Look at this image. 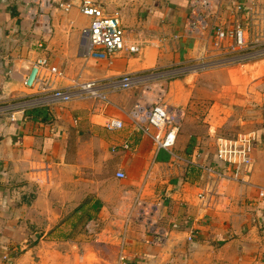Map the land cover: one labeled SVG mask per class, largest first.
<instances>
[{
    "label": "crops",
    "instance_id": "0c3cea01",
    "mask_svg": "<svg viewBox=\"0 0 264 264\" xmlns=\"http://www.w3.org/2000/svg\"><path fill=\"white\" fill-rule=\"evenodd\" d=\"M29 1L0 0V108L38 96L23 83L42 58L61 75L43 72L39 89H65L76 80H108L215 58L212 41L217 29L241 25L251 40L264 36V0H214L207 29L192 36L186 34L192 0H90L106 16L118 14L127 44L141 47L134 55L123 51L97 61L80 55L83 30L91 23L80 13L85 0H54L52 32L47 36L34 33ZM63 3L71 9H61ZM241 69L244 82L263 103L264 60ZM200 73L171 82L166 96L168 106L185 112L175 152L195 165L157 152L148 137L134 130L127 113L138 91L110 94V104L86 100L47 107L46 120L16 112L13 123L10 116L0 115V262L11 255L9 245L19 241L26 264H52L56 253L63 254L56 252L59 248H68V264H75L77 245L85 250L80 260L84 264L90 257L100 264H123L122 258L127 264H264V203L257 193L264 187V137L253 151L250 178L218 181L201 172L198 166L218 165L217 142L224 137L219 136L223 123L208 119L199 125L191 110L195 88L189 81ZM111 118L122 121L124 128L107 130ZM128 142L131 151L123 149ZM43 162L51 166L47 184L36 183L31 175ZM119 172L126 179H118ZM137 198L149 206L162 204L155 229L149 215L140 219ZM97 203L98 213L93 208ZM75 212L95 216L87 227L97 236L95 242L80 243L75 235L65 242L54 239L75 232L69 218ZM98 217L105 225L99 226ZM34 233L40 242L31 250L28 237ZM100 247L117 250V259L103 258Z\"/></svg>",
    "mask_w": 264,
    "mask_h": 264
},
{
    "label": "built area",
    "instance_id": "2783aa9c",
    "mask_svg": "<svg viewBox=\"0 0 264 264\" xmlns=\"http://www.w3.org/2000/svg\"><path fill=\"white\" fill-rule=\"evenodd\" d=\"M214 0H192L191 22L186 30L188 36L205 31L206 18L213 14ZM29 16L35 34L47 36L52 32L51 16L54 10V0H30ZM61 9L69 11L70 4H60ZM80 13L91 20L90 26L83 30L84 43L80 46V55L85 59L97 61L108 60L113 53L127 51L134 55L140 52V46L128 45L126 30L118 14L106 16L103 10L90 0L83 1ZM212 41V51L218 55L215 58H202L198 62L170 69H154L133 74H125L108 80L73 81L69 88L50 89L43 83L41 74L50 76L61 75L57 68L49 65L45 58L39 59L24 78V86L35 91L36 98L23 102H13L0 108V115L10 116L13 123L17 122L16 112H26L35 108H47L55 105H67L75 101L94 100L110 104L109 95L119 92L138 91L139 97L133 109L127 113L134 130L148 137L156 151H165L177 162L195 165L179 157L176 152L178 135L185 119V112L166 104L168 86L174 80L194 73H200L216 67L244 66L249 63L264 60V36L251 40L247 29L241 25L230 30L217 29ZM228 42V43H226ZM44 48L43 42L38 44ZM219 54H223L220 58ZM262 122L259 132L238 135L236 138H219L217 142V166H198L197 168L213 180H238L250 178L253 171L252 154L259 137H264V105L262 106ZM106 128L109 131L122 130V121L111 118ZM131 151L132 144L123 146ZM51 166L48 162L37 164L32 170L33 180L39 184H47L50 179ZM120 180L126 179L122 172L117 173ZM245 182V180H240ZM258 199L264 203V187H258ZM135 209L141 220L147 215L154 219L150 224L155 229L156 222L162 219L159 210L162 204L149 206L137 198ZM150 223V222H149ZM154 227V228H153ZM160 233V232H159ZM159 233L157 237H162ZM166 236V234H163ZM7 259V257H5ZM122 262L125 259H121Z\"/></svg>",
    "mask_w": 264,
    "mask_h": 264
},
{
    "label": "rangeland",
    "instance_id": "374dc122",
    "mask_svg": "<svg viewBox=\"0 0 264 264\" xmlns=\"http://www.w3.org/2000/svg\"><path fill=\"white\" fill-rule=\"evenodd\" d=\"M241 67L242 66L212 68L193 76V79L189 81V84L195 88L191 100V102H193L191 110H194L193 113L197 114V122L200 125L205 124L206 120L212 119V124L223 123V125L219 127L221 129L219 136L224 138H236L241 134L259 132L261 128L259 119L262 113L261 106L264 102L261 103L262 101L259 100L257 92L255 90L251 91L248 84L244 82V72ZM184 77H182L181 80ZM166 98L168 101L169 98ZM254 203H256V201H254ZM69 218L70 222L72 221L76 225V227H74L75 229L73 228L75 232L70 234L60 233L56 236L57 238L54 239L65 242L68 241V235H70V237L75 235V240L80 243L84 241L95 242V237L97 236H95L93 232L89 233L87 228L92 224L91 220L79 222V215L76 212ZM103 220L104 219L98 217L95 221H100L101 225L99 226H103L105 225ZM94 229L100 231L101 227L94 226ZM88 234L92 235V238H89ZM32 236L33 237H30L29 235L28 237L31 250L40 242L35 233L32 234ZM77 246L78 247L75 249V264H84L80 260L85 250L82 249L80 245ZM67 249L68 248H59L56 252L63 253L62 255L63 257L65 256L66 259H64L62 255L58 257L56 253L54 256L56 259L52 261V264H68ZM97 251L103 258L111 262L113 259H117V250L115 249L100 247ZM7 252L11 255H8L7 259H5L4 256L0 264H26L27 258L23 256L25 254V249L21 250L19 241L12 242ZM35 255L36 253L33 254V256ZM87 261L90 262L88 264H100L95 261L93 257H90ZM119 261L120 260H118V262ZM125 263L126 261L123 262V264Z\"/></svg>",
    "mask_w": 264,
    "mask_h": 264
},
{
    "label": "trees",
    "instance_id": "16d2710c",
    "mask_svg": "<svg viewBox=\"0 0 264 264\" xmlns=\"http://www.w3.org/2000/svg\"><path fill=\"white\" fill-rule=\"evenodd\" d=\"M25 116L29 117V116H33V118H36V117H44V120L47 119V112H46V109L45 108H35V109H31V110H28L25 112ZM190 152V150H189ZM190 154V153H189ZM99 206L100 204L97 203L95 204V206H93V208L95 209L96 213H98L99 211ZM95 218V216H91V215H88V214H85V215H81L79 217V222H83V221H88V220H93Z\"/></svg>",
    "mask_w": 264,
    "mask_h": 264
}]
</instances>
